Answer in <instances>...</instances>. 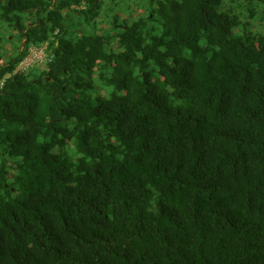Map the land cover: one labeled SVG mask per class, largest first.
<instances>
[{
    "label": "trees",
    "instance_id": "16d2710c",
    "mask_svg": "<svg viewBox=\"0 0 264 264\" xmlns=\"http://www.w3.org/2000/svg\"><path fill=\"white\" fill-rule=\"evenodd\" d=\"M3 80L0 264H264V0H0Z\"/></svg>",
    "mask_w": 264,
    "mask_h": 264
},
{
    "label": "built area",
    "instance_id": "2783aa9c",
    "mask_svg": "<svg viewBox=\"0 0 264 264\" xmlns=\"http://www.w3.org/2000/svg\"><path fill=\"white\" fill-rule=\"evenodd\" d=\"M52 61V56L49 53V43H46L40 47L30 45L27 48V55L22 63L17 68L16 72L27 73L35 66H46ZM4 85V80L0 84V88Z\"/></svg>",
    "mask_w": 264,
    "mask_h": 264
},
{
    "label": "rangeland",
    "instance_id": "374dc122",
    "mask_svg": "<svg viewBox=\"0 0 264 264\" xmlns=\"http://www.w3.org/2000/svg\"><path fill=\"white\" fill-rule=\"evenodd\" d=\"M124 5H125V1H123ZM126 3H127V0H126ZM67 13V12H66Z\"/></svg>",
    "mask_w": 264,
    "mask_h": 264
},
{
    "label": "water",
    "instance_id": "95a60500",
    "mask_svg": "<svg viewBox=\"0 0 264 264\" xmlns=\"http://www.w3.org/2000/svg\"><path fill=\"white\" fill-rule=\"evenodd\" d=\"M67 12V10L66 11H64V14Z\"/></svg>",
    "mask_w": 264,
    "mask_h": 264
}]
</instances>
